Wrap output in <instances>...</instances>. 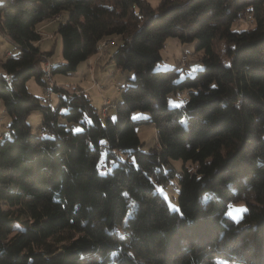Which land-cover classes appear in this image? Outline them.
I'll use <instances>...</instances> for the list:
<instances>
[{"label":"trees","instance_id":"trees-1","mask_svg":"<svg viewBox=\"0 0 264 264\" xmlns=\"http://www.w3.org/2000/svg\"><path fill=\"white\" fill-rule=\"evenodd\" d=\"M245 14L253 25L233 28ZM52 20L62 57L53 72L121 36L110 59L133 76L114 116L84 90L58 93L55 108L28 90L31 77L48 85L52 49L38 43ZM0 33L17 48L0 56L11 132L0 138V264H264V0H1ZM167 36L197 40L192 75L154 67ZM34 110L43 135L27 120ZM140 123L154 125L158 147L141 148ZM171 159L182 161L178 209L158 191L175 178Z\"/></svg>","mask_w":264,"mask_h":264},{"label":"rangeland","instance_id":"rangeland-1","mask_svg":"<svg viewBox=\"0 0 264 264\" xmlns=\"http://www.w3.org/2000/svg\"><path fill=\"white\" fill-rule=\"evenodd\" d=\"M159 0H148L152 7H156ZM60 17V16H56ZM41 24L39 30L43 33V37L38 43L41 50H51L52 53L43 62V68L46 63L52 64L57 58L61 57V40L56 33V21L46 22V25ZM253 25V20L248 14L239 21L232 24L233 28H244ZM44 28V29H43ZM43 29V30H42ZM0 33V56L3 57L5 51L12 53L17 52V48L9 41L4 39ZM122 42L121 36L112 34L106 37L98 47L97 52L91 54L88 59L79 63L77 68L67 72H51L52 81L56 85L62 86L60 93L66 91L67 94L71 92H84L89 98L90 103L101 116L115 115V103L120 98V92L126 85L127 79L133 76L131 70H122L116 63L110 59V54ZM196 39L181 40L176 36H167L163 41L160 49V59L155 63L156 69L172 68L179 71V77L184 75H192L197 68L202 66L199 58V52L196 50ZM107 44V45H106ZM59 62V61H58ZM28 90L37 96L41 103L49 104L55 108L58 104V92L52 91L49 96L45 94L44 87L40 86L33 77L29 78L26 82ZM79 85V86H78ZM58 86V87H59ZM61 88V87H60ZM65 90V91H64ZM187 96V90H180L176 93L170 92L167 94V103L170 106L180 105L183 99ZM108 99V100H105ZM65 110V108H63ZM108 110V111H107ZM144 111L135 110L132 117L140 118L145 116ZM41 113L34 110L28 115V122L33 134L43 135L40 127ZM10 116L5 111L3 101L0 100V138L10 137L11 132L9 128ZM64 123H66L64 121ZM73 130L80 129L77 123H69ZM137 134L142 142L141 148L148 150L149 148L158 147L157 132L152 123H140L136 126ZM181 159H171V165L176 169L175 178L172 182L158 187L160 195L166 201L170 209H178V185L177 176L181 166ZM245 209L242 200L232 202L227 213L234 219L241 216L242 211ZM218 264H233L232 260L226 257H216Z\"/></svg>","mask_w":264,"mask_h":264},{"label":"built area","instance_id":"built-area-1","mask_svg":"<svg viewBox=\"0 0 264 264\" xmlns=\"http://www.w3.org/2000/svg\"><path fill=\"white\" fill-rule=\"evenodd\" d=\"M55 19H58V17H55ZM51 72V64L46 63L43 68V78L46 79L48 82V85L44 87V91L47 96H49V94L54 91L53 86L56 85V83L52 81ZM58 93H60V91Z\"/></svg>","mask_w":264,"mask_h":264},{"label":"crops","instance_id":"crops-1","mask_svg":"<svg viewBox=\"0 0 264 264\" xmlns=\"http://www.w3.org/2000/svg\"><path fill=\"white\" fill-rule=\"evenodd\" d=\"M0 1H1V0H0ZM43 24H44V23H43ZM45 25H46V23H45ZM45 25H44V26H45ZM43 29H44V28H43ZM43 29H42V30H43ZM9 54H10L9 51H5L3 57H5V56H7V55H9ZM109 57H110V56H109ZM88 58H89V57H88ZM88 58H87V59H88ZM48 60H50L49 57H48ZM61 60H62V57H59V58L56 59V61L53 62V64H54V63H57L58 61L60 62ZM50 61H51V60H50ZM78 65H79V64H78ZM55 82H56V81H55ZM57 86H59V85H57ZM78 86H79V85H78ZM59 87L63 88L62 86H59ZM80 88L83 89V90L85 89V88H83V87H80ZM105 100H108V99H105ZM107 111H108V110H107ZM107 114H108V112H107Z\"/></svg>","mask_w":264,"mask_h":264}]
</instances>
